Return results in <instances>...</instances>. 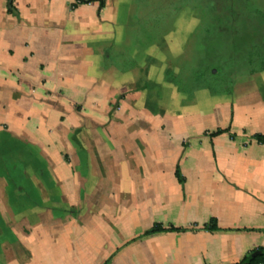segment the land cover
I'll return each mask as SVG.
<instances>
[{
	"label": "crops",
	"instance_id": "crops-1",
	"mask_svg": "<svg viewBox=\"0 0 264 264\" xmlns=\"http://www.w3.org/2000/svg\"><path fill=\"white\" fill-rule=\"evenodd\" d=\"M121 2L0 0V264H238L264 249V122L197 138L201 121L158 120L164 100L134 103L139 80L103 57ZM156 224L180 231L144 235Z\"/></svg>",
	"mask_w": 264,
	"mask_h": 264
},
{
	"label": "rangeland",
	"instance_id": "rangeland-1",
	"mask_svg": "<svg viewBox=\"0 0 264 264\" xmlns=\"http://www.w3.org/2000/svg\"><path fill=\"white\" fill-rule=\"evenodd\" d=\"M120 9L121 40L103 57L113 73L129 70L136 88L147 90L139 96L131 85L134 103L164 100L158 120L201 121L206 130L197 138L231 130V121L247 128L264 122V0H122ZM166 82L173 89L164 90Z\"/></svg>",
	"mask_w": 264,
	"mask_h": 264
},
{
	"label": "trees",
	"instance_id": "trees-1",
	"mask_svg": "<svg viewBox=\"0 0 264 264\" xmlns=\"http://www.w3.org/2000/svg\"><path fill=\"white\" fill-rule=\"evenodd\" d=\"M263 70H264V63L262 64V67H261L260 71H263ZM253 75H255V73H251L249 76H253ZM233 83H234V81H233ZM233 83L231 85H233ZM230 93H231V90H229V94ZM227 132H228V129L217 130L215 133L212 134V137H217V136L223 135V134H225ZM255 140L258 143H264V137H262V136H258V135L255 136ZM175 176L178 179L179 183L183 184V180H182V178L180 176L178 168H177V170L175 172ZM208 230L209 231L217 230L215 225H214V221L211 222V226H209ZM169 231H180V230L172 229V228L163 229L160 225L156 224L150 230L146 231L144 233V235H151V234H155V233L169 232ZM255 253H258V255H256L255 257H252L253 254H255ZM258 262H264V249H259L256 252L250 254L249 256L243 258V260L240 263H238V264H256Z\"/></svg>",
	"mask_w": 264,
	"mask_h": 264
},
{
	"label": "built area",
	"instance_id": "built-area-1",
	"mask_svg": "<svg viewBox=\"0 0 264 264\" xmlns=\"http://www.w3.org/2000/svg\"><path fill=\"white\" fill-rule=\"evenodd\" d=\"M256 264H264V262H258V263H256Z\"/></svg>",
	"mask_w": 264,
	"mask_h": 264
},
{
	"label": "water",
	"instance_id": "water-1",
	"mask_svg": "<svg viewBox=\"0 0 264 264\" xmlns=\"http://www.w3.org/2000/svg\"><path fill=\"white\" fill-rule=\"evenodd\" d=\"M256 255H258V253H255V254H253V256H252V257H255Z\"/></svg>",
	"mask_w": 264,
	"mask_h": 264
}]
</instances>
